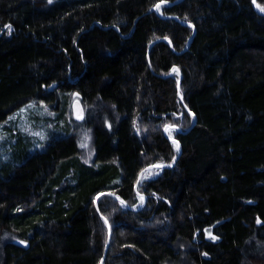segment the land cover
I'll return each instance as SVG.
<instances>
[{"label": "trees", "instance_id": "obj_1", "mask_svg": "<svg viewBox=\"0 0 264 264\" xmlns=\"http://www.w3.org/2000/svg\"><path fill=\"white\" fill-rule=\"evenodd\" d=\"M256 4L0 0V264H264Z\"/></svg>", "mask_w": 264, "mask_h": 264}, {"label": "water", "instance_id": "obj_2", "mask_svg": "<svg viewBox=\"0 0 264 264\" xmlns=\"http://www.w3.org/2000/svg\"><path fill=\"white\" fill-rule=\"evenodd\" d=\"M163 5H173V3L163 2V3L159 4V5L156 7V10H158L159 7H161V6H163ZM254 6L256 7V0H254ZM261 14L264 15V12H261ZM180 83H181V78H180V80H179V85H180ZM73 117H74V119H75L77 122H82V120H83V118H84V114H83L82 111H81V105H80V103H79L78 101L74 102V104H73ZM180 153H181V152H180ZM178 158H179V156H178ZM178 158L174 161V164H173L172 166H155V167H160V168H162V169H165V168H172V167L176 164ZM141 175H142V174H141ZM141 175H140L139 180L141 179ZM104 195H110V196L116 198L117 200H121L118 196H116V195H114V194H111V193H104V194H102L100 197H102V196H104ZM100 197H99V198H100ZM99 198H98V199H99ZM144 200L146 201L145 198H144ZM121 202H123V203L126 205V203H125L123 200H121ZM144 205H145V203L139 208V210H141V209L144 207ZM126 206H127V205H126ZM109 243H110V227H109V235H108V241H107L108 246H109Z\"/></svg>", "mask_w": 264, "mask_h": 264}, {"label": "rangeland", "instance_id": "obj_3", "mask_svg": "<svg viewBox=\"0 0 264 264\" xmlns=\"http://www.w3.org/2000/svg\"><path fill=\"white\" fill-rule=\"evenodd\" d=\"M174 5V4H173ZM163 6H171V5H163ZM163 6H161V7H163ZM161 7H159V8H161ZM256 8H257V4H256ZM81 105V104H80ZM81 111H82V113L84 114V112H83V108H82V106H81ZM23 112V114H24V116H30L31 117V114L30 113H28V111L26 112V110L25 111H22ZM28 114V115H27ZM84 140V142H83V146H84V148H88V146H89V141H90V137H88V135H86L85 136V138H83ZM84 153L86 154L85 155V157H87L88 156V153H87V151L86 150H84ZM156 174V172L154 171H152L151 172V175H150V177L151 176H154ZM149 176V175H148ZM148 178V177H147Z\"/></svg>", "mask_w": 264, "mask_h": 264}, {"label": "bare ground", "instance_id": "obj_4", "mask_svg": "<svg viewBox=\"0 0 264 264\" xmlns=\"http://www.w3.org/2000/svg\"><path fill=\"white\" fill-rule=\"evenodd\" d=\"M141 177H142V175H141Z\"/></svg>", "mask_w": 264, "mask_h": 264}]
</instances>
